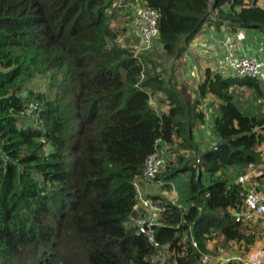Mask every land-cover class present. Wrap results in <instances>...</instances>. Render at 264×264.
<instances>
[{"label":"trees","instance_id":"16d2710c","mask_svg":"<svg viewBox=\"0 0 264 264\" xmlns=\"http://www.w3.org/2000/svg\"><path fill=\"white\" fill-rule=\"evenodd\" d=\"M113 2L0 0V264H153L160 252L165 264H201L215 236L255 242L232 214L240 185L220 173L228 165L261 163L264 111L245 113L235 92L249 88L258 96L262 86L209 68L197 95L219 100L212 132L227 143L200 154L196 166L183 165L178 153L179 164L162 173L169 180L180 171L190 175L185 209L169 205L157 227L159 248L128 225L137 202L133 181L155 140L195 150L193 126L203 113L188 114L197 98L185 103L184 113L170 80L152 65L142 71L133 51L119 43ZM142 2L159 11L157 38L170 58H179L211 21L226 20L233 31L240 25L264 31L258 0ZM228 2L220 19L211 16V7ZM43 76L45 90L25 88ZM150 90L165 94L167 111H155Z\"/></svg>","mask_w":264,"mask_h":264},{"label":"built area","instance_id":"2783aa9c","mask_svg":"<svg viewBox=\"0 0 264 264\" xmlns=\"http://www.w3.org/2000/svg\"><path fill=\"white\" fill-rule=\"evenodd\" d=\"M231 2L224 3L219 7H211V16L217 17L220 9L228 10ZM134 35L139 40V47L133 51L134 56L142 65V71L149 67V63L142 60V55L153 50L155 39L158 37L159 11L151 6L142 4L135 9ZM240 31L235 30L232 38L223 46L222 56H220V67L226 74L235 77H249L264 83V56H242L235 53V46L238 44ZM143 76V75H142ZM152 93V91L150 90ZM150 101L155 105V96L151 94ZM34 109L31 103L25 112L30 114ZM264 127V126H263ZM174 153L171 150V143L165 142L161 138L155 140L154 150L149 153L143 165L142 175L135 177L133 184L138 193L140 182L151 183L165 172L173 161ZM199 159H197V162ZM264 161V158H263ZM261 172V171H260ZM259 172L240 174L235 183L240 185L241 201L233 211L236 222L245 225L249 232L257 234L260 240V247L256 253L250 255L249 264H264V190L257 188L253 183L254 175ZM159 182V181H158ZM162 185V183L160 182ZM171 184V183H169ZM169 205H177L175 199L163 200L161 198L146 197L141 210L132 218V226L136 233L142 234L147 242L159 248L160 242L156 237L157 227L162 225L161 218L167 213ZM193 246L197 247V240L191 238ZM166 253L160 252L156 255L153 264H165Z\"/></svg>","mask_w":264,"mask_h":264},{"label":"rangeland","instance_id":"374dc122","mask_svg":"<svg viewBox=\"0 0 264 264\" xmlns=\"http://www.w3.org/2000/svg\"><path fill=\"white\" fill-rule=\"evenodd\" d=\"M259 4H263L264 0H259ZM143 4L142 0H114L113 7L115 6V18L111 22V26L114 28H118L120 31L119 36V43L122 46L128 47L130 50L135 51L139 47V40L134 35V26H135V9L138 6H141ZM264 5V4H263ZM218 19L220 17L217 16ZM147 56L153 60V63H150L152 65V70L160 73H165L166 75H170V73H173L176 68L174 65H171L173 62L170 57H167L161 47L160 42L158 41V38L155 39V45L153 47V50L149 53H147ZM48 79L47 77H37L32 78L25 82V88H31L33 90H45L47 86ZM242 92V91H241ZM241 100L238 102L240 105V108L248 114H253L256 111L264 110V97L263 98H255L251 92L243 90L241 95ZM183 100H188L186 97H182ZM167 98H162L163 102H167ZM196 98L192 99L193 102H195ZM189 105L191 106L192 102L188 100ZM200 105L199 102L193 103L196 105L199 111L194 110L188 112L190 117L192 119L195 118L194 114L202 112V109L199 108ZM188 105V106H189ZM217 103L214 100H210L208 105L205 106L206 109H209V114L214 115L216 111H218V108H216ZM186 106V104H183V110L185 113L186 110H190ZM208 106H211V108H208ZM164 110H168L166 107L160 112H163ZM159 111V110H157ZM158 112V113H160ZM199 120L197 119V122ZM213 135V136H212ZM193 139L195 143L197 144V148L195 150H188L187 152L180 151L175 145L171 144V150L174 153L173 161L171 165H178L179 162H177V154H182L184 156V164L183 165H189V166H196V159L200 158V154L205 152L209 149V144L211 142L217 141V137L213 134L212 129H210V133L208 135V138H204L201 135H194ZM258 151L260 152L261 156V163L259 164H250L246 167H241V165H228L226 168L222 169L220 173V177L226 178L229 182L234 181L240 174L243 173H253V172H259L258 175H254L253 183L257 186V188L264 190V141L258 146ZM176 157V159H175ZM199 163V162H198ZM182 165V164H181ZM180 166V165H179ZM261 171V172H260ZM189 172H183L180 171L177 175H175L171 180L164 177V175H160L157 180L151 182V184H155L158 181L162 183V194L161 197L163 200L175 199L176 203L180 205L181 208L185 209V204H188V202L185 201V195L187 193L188 188V179H189ZM210 182V176L209 174L203 172L201 183L203 185H207ZM171 183V184H169ZM185 203V204H184ZM233 214V212H232ZM132 225L131 222H129ZM249 234H251L249 231H247ZM253 235V234H252ZM255 236V242L253 244H250L249 246H246L244 243H236L234 241H229L228 239L224 238L223 236H215L211 239H209L206 242V251L203 254L202 262L201 264H226L228 262L234 263V264H249V257L253 253H256L258 250V247H260V240L257 234H254Z\"/></svg>","mask_w":264,"mask_h":264},{"label":"crops","instance_id":"0c3cea01","mask_svg":"<svg viewBox=\"0 0 264 264\" xmlns=\"http://www.w3.org/2000/svg\"><path fill=\"white\" fill-rule=\"evenodd\" d=\"M258 5L264 7L263 4ZM217 21V20H215ZM211 21L206 23L200 32L195 36L193 41L187 46L186 50L179 58H171L172 64L176 68L173 73L166 75L165 73H160L164 78L170 80L172 84V89L175 92L176 96H179L182 104H185L192 99L197 98L200 103L199 108L203 111V120L197 122L193 126V134L201 135L204 138H208L210 129H212L214 115L209 114V109H206L205 106L208 105L210 100H214L218 108L219 100L214 98L212 95L207 94L203 97H198L197 87L200 82L204 79L205 69L209 68L212 71L220 72L223 76H231L226 74L220 67V56H222L224 44L232 38L233 30L229 26L228 21L223 20L218 23ZM240 31V37L237 46H235V53L242 56H264V31L259 30L253 26H238L236 28ZM262 86V94L256 96L252 90L249 88L237 87L235 96L238 97V102L241 100V95L243 90L249 91L252 95L259 99L264 97V83L260 82ZM242 91V92H241ZM155 96V106L156 112H160L166 107L169 108L168 100L163 102L162 98H167L162 92H154ZM182 97L188 98V100H183ZM240 99V100H239ZM189 103V102H188ZM211 108V106H208ZM159 110V111H157ZM194 109H192L193 111ZM212 110V108L210 109ZM166 111V110H164ZM195 111H199L195 107ZM264 111V110H262ZM213 136V135H212ZM217 141L211 142L209 148L215 144ZM162 187L160 182L155 183L154 185L147 182H140V188L137 193V202L134 207V214H138L144 204V198L155 195L161 197Z\"/></svg>","mask_w":264,"mask_h":264},{"label":"clouds","instance_id":"9594fccd","mask_svg":"<svg viewBox=\"0 0 264 264\" xmlns=\"http://www.w3.org/2000/svg\"><path fill=\"white\" fill-rule=\"evenodd\" d=\"M149 63V65H150V62H148ZM149 67H151V65L149 66ZM149 67H147V68H149ZM146 69V68H145ZM151 94H154V93H151ZM154 106V108L156 109V106L155 105H153ZM217 143V142H216ZM215 143V144H216ZM215 144H213L212 146H214ZM197 159H199V158H197ZM197 159H196V161H197ZM198 162H200V160L198 161ZM198 162H196V164H198ZM236 180V179H235ZM235 180H234V182H235ZM151 197V196H150ZM159 198H161L162 199V197H159ZM135 215H133V216H131V220H130V222L132 223V218L134 217ZM132 226V225H131Z\"/></svg>","mask_w":264,"mask_h":264},{"label":"water","instance_id":"95a60500","mask_svg":"<svg viewBox=\"0 0 264 264\" xmlns=\"http://www.w3.org/2000/svg\"><path fill=\"white\" fill-rule=\"evenodd\" d=\"M222 143H227V141H219V142H217L214 146H213V148L215 149V148H217L218 146H220ZM197 171H198V175H199V168L197 169Z\"/></svg>","mask_w":264,"mask_h":264}]
</instances>
